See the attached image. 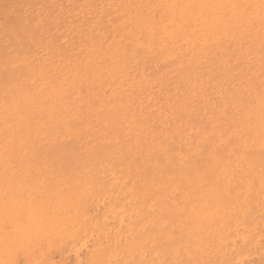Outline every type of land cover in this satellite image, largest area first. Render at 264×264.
I'll return each instance as SVG.
<instances>
[{"label": "rangeland", "instance_id": "rangeland-1", "mask_svg": "<svg viewBox=\"0 0 264 264\" xmlns=\"http://www.w3.org/2000/svg\"><path fill=\"white\" fill-rule=\"evenodd\" d=\"M0 77V264H264V0H0Z\"/></svg>", "mask_w": 264, "mask_h": 264}, {"label": "bare ground", "instance_id": "bare-ground-1", "mask_svg": "<svg viewBox=\"0 0 264 264\" xmlns=\"http://www.w3.org/2000/svg\"><path fill=\"white\" fill-rule=\"evenodd\" d=\"M0 78H1V77H0ZM1 82H2V81H1ZM0 84H1V83H0ZM3 87H4V86H3ZM3 87L1 86L0 88H3ZM2 92H3V91H2ZM3 93H7V91L5 92V90H4ZM3 93H2V95H3ZM4 95H5V94H4ZM4 95H3V96H4ZM18 95H19V94H18ZM5 96H7V94H6ZM12 96H13V95H12ZM15 98H16V97H15ZM18 99H20V98H18ZM11 100H12V98H11ZM13 100H14V99H13ZM4 102H5V101H3L2 103H4ZM7 104H8V101H7ZM4 105H5V104H4ZM15 105H16V104H15ZM2 106H3V104H2ZM11 106H12V105H11ZM16 106H17V105H16ZM7 108H10L9 105L7 106ZM6 110H7V109H6ZM1 112H2V111H1ZM5 112H6V111H5ZM12 114H13V113H12ZM4 115H5V114H4ZM5 137H6V136H5ZM2 138H4V137H2ZM5 142H6V141H5ZM3 144H5V143H3ZM3 144H2V145H3ZM7 147H8V145H7ZM2 153H3V151H2ZM2 153H1V155H2ZM71 243H72V242H71ZM72 244H73V243H72ZM75 245H77V244H75ZM75 245H74V246H75ZM70 247H71V246H70ZM70 247H69V248H70ZM81 247H82V246H80V248H81ZM73 248H74V247H73ZM82 248H84V245H83ZM82 248H81V249H82ZM77 249H78V247H77ZM78 252H79V249H78ZM76 253H77V252H76ZM76 253H75V254H76ZM80 253H81V252H80ZM72 254H73V253H72ZM72 254H71V255H72ZM73 256H74V255H73Z\"/></svg>", "mask_w": 264, "mask_h": 264}]
</instances>
